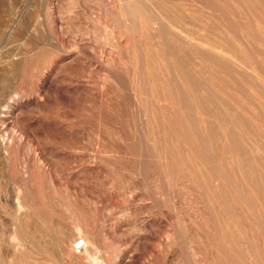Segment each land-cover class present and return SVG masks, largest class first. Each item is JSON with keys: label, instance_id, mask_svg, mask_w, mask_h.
Here are the masks:
<instances>
[{"label": "rangeland", "instance_id": "1", "mask_svg": "<svg viewBox=\"0 0 264 264\" xmlns=\"http://www.w3.org/2000/svg\"><path fill=\"white\" fill-rule=\"evenodd\" d=\"M119 1L0 0V264H264V0Z\"/></svg>", "mask_w": 264, "mask_h": 264}, {"label": "bare ground", "instance_id": "2", "mask_svg": "<svg viewBox=\"0 0 264 264\" xmlns=\"http://www.w3.org/2000/svg\"><path fill=\"white\" fill-rule=\"evenodd\" d=\"M131 1L132 0H120L119 2H117V4L119 5H122V6H125V7H127V9H131V5H130V3H131ZM151 1V0H150ZM110 2V1H109ZM200 2V1H199ZM202 2V1H201ZM205 3V2H204ZM104 5V4H103ZM202 5V4H201ZM108 6V5H107ZM142 6L143 7H145V8H147L145 5H143L142 4ZM189 6V5H188ZM200 6V5H199ZM205 6V5H204ZM110 7V6H109ZM121 7V6H120ZM190 7V6H189ZM116 8V7H115ZM207 9V8H206ZM218 9V8H217ZM105 11V10H104ZM149 11V10H148ZM213 11H215V10H213ZM147 12V11H146ZM216 12V11H215ZM147 14V13H146ZM218 15V14H217ZM134 16V15H133ZM219 16V15H218ZM117 17V16H116ZM220 17H222L221 15H220ZM135 19V18H134ZM121 20V19H120ZM124 21H126V20H124ZM160 21V20H159ZM152 22V21H151ZM152 23H154V22H152ZM124 24V23H123ZM155 24V23H154ZM153 24V25H154ZM157 25V24H156ZM159 26V25H158ZM111 29V28H110ZM122 33H131V34H134V33H137V32H142L144 29L142 28V27H140V26H138L137 25V23L136 22H132V23H130V24H124V26H122L121 27V29H119ZM129 36V35H128ZM133 38V37H132ZM134 48V47H133ZM214 49V48H213ZM134 51V50H133ZM135 52V51H134ZM136 56V55H135ZM137 60V59H136ZM168 67V66H167ZM111 70V69H110ZM133 70V69H132ZM139 71V70H138ZM133 73V72H132ZM136 74V73H135ZM131 79V78H130ZM202 80V79H201ZM147 81H148V79H147ZM203 81V80H202ZM201 82V81H200ZM125 84V83H124ZM123 84V85H124ZM135 84H137V83H135ZM143 84V83H142ZM141 84V85H142ZM146 84V83H145ZM138 85V84H137ZM153 85V84H152ZM134 86H136V85H134ZM142 87V86H141ZM140 87V88H141ZM206 88H208V87H206ZM135 89V88H134ZM141 90V89H140ZM143 90V89H142ZM206 90V89H205ZM150 91H151V89H150ZM140 92V91H139ZM183 92V91H182ZM184 92H186V91H184ZM206 92V91H205ZM141 93V92H140ZM146 94V93H145ZM150 95H152V94H150ZM214 95V94H213ZM138 96V95H137ZM158 103V102H157ZM134 104V103H133ZM136 104H137V102H136ZM146 104V103H145ZM220 108V107H219ZM193 109V108H192ZM193 111V110H192ZM152 113V112H151ZM142 114V113H141ZM146 116V115H145ZM219 118V117H218ZM219 120V119H218ZM198 123V122H197ZM222 126V125H221ZM220 126V127H221ZM224 128V127H223ZM151 129V128H150ZM222 129V128H221ZM223 132V131H222ZM149 135V134H148ZM153 135V134H152ZM143 136H145V135H143ZM153 137H154V135H153ZM145 138H146V136H145ZM155 140V139H154ZM146 141V140H145ZM143 144V143H142ZM146 147V146H145ZM154 148V147H153ZM73 234L71 233V231H69V230H66L64 233H63V236L61 237V239L59 240V243H60V246H61V248L62 249H66L67 250V254H68V258L66 259V264H71V260L72 259H74V258H76V257H78V258H84L85 256H84V253L86 252V250L87 249H84V251H83V253H77L76 251H74V249H73V247H71L72 248V250L70 249V244H71V242H72V240H73ZM77 238V237H76ZM76 238H74V240L76 239ZM74 240H73V242H74ZM86 241L88 242V240L86 239ZM73 244V243H72ZM87 247V246H86ZM177 261V260H176Z\"/></svg>", "mask_w": 264, "mask_h": 264}, {"label": "built area", "instance_id": "3", "mask_svg": "<svg viewBox=\"0 0 264 264\" xmlns=\"http://www.w3.org/2000/svg\"><path fill=\"white\" fill-rule=\"evenodd\" d=\"M86 246L87 242L82 237H77L72 244L74 251H76L77 253L82 252L86 248Z\"/></svg>", "mask_w": 264, "mask_h": 264}]
</instances>
